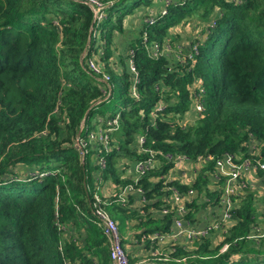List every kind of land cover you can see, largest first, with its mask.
I'll return each mask as SVG.
<instances>
[{
	"label": "trees",
	"instance_id": "trees-1",
	"mask_svg": "<svg viewBox=\"0 0 264 264\" xmlns=\"http://www.w3.org/2000/svg\"><path fill=\"white\" fill-rule=\"evenodd\" d=\"M103 1L107 14L99 29L105 40L106 72L110 83L120 81L126 92L115 132L120 152L107 155L103 179L111 177L116 184L128 181L120 178L116 164L122 157H139L138 133L152 149L193 160L245 152L252 135L262 143L264 158V0H174L166 15L141 26L139 35L144 29L150 44L161 43L170 27L184 20L196 17L208 22L212 16L215 20L197 42L192 66L190 59L178 63L164 55L150 57L139 36L129 41L140 74L138 100L127 92L126 62L118 54L121 70H115L111 58L116 55L115 33L123 32L124 18L142 0H132L127 7L126 0ZM214 7L217 13L211 15ZM93 29L92 12L80 1L0 0V264H108L105 238L90 208L93 171L99 169L87 162L91 154L82 158L75 145L76 137L86 136L94 119L103 115L101 108L113 93L112 88L109 99L99 102L101 82L86 66L93 51ZM173 38L178 41L179 36ZM198 79L202 91L192 86ZM195 92L203 110L193 125H175L173 119L182 118L193 106ZM160 100L165 104L162 117L152 124L149 114ZM19 163L35 168L34 175L19 179L12 169ZM171 166L168 162L160 173L139 179L147 199H157L163 186L161 181L152 184L148 177L164 174ZM205 184L200 177L191 187L202 191ZM169 186L188 190L177 181ZM255 203L249 194L234 211L239 223L230 231L226 252L219 254L218 247L211 248L204 240L192 251L176 246L170 260L153 264H264V245L256 248L249 240L234 241L254 222ZM159 205L158 200L153 203ZM258 205H264V197ZM115 208L121 221L135 215ZM136 217L145 227L139 235L168 232L172 221L170 216L146 221ZM70 223L86 225L85 244L64 239L60 226Z\"/></svg>",
	"mask_w": 264,
	"mask_h": 264
},
{
	"label": "built area",
	"instance_id": "built-area-1",
	"mask_svg": "<svg viewBox=\"0 0 264 264\" xmlns=\"http://www.w3.org/2000/svg\"><path fill=\"white\" fill-rule=\"evenodd\" d=\"M87 5L92 12V20L94 23V29L92 31V38L94 40L92 54L86 59V66L89 71L97 76L98 81L101 82V101H107L112 93L113 85L110 83V75L106 72V63L103 60L105 52V40L101 36L99 29L100 23L106 18L107 3L103 0H76ZM174 0H163V5L160 9L154 10L149 8L145 10L142 18L141 25L143 27L152 25L160 17L167 14L168 7ZM183 1V0H182ZM238 2L240 0H234ZM217 13V11H216ZM189 21L186 22V24ZM196 24L194 28L193 36L190 37V41L187 42H173L171 38L166 37L159 43L153 41L148 43L147 33L143 29L142 34L138 35L142 38V42L150 57L159 58L164 55L172 58L175 62L183 63L186 59H190L193 65L194 57L198 52L197 42L206 37L207 28L215 24V20L212 18L207 22L196 21L190 22L187 27L191 28ZM201 25V27H198ZM199 28L203 31V37H201ZM201 37V38H200ZM187 48L188 51H183ZM129 51L126 54V65L128 73V95L134 100L140 98L139 83L140 74L136 67V64L132 58L134 50L129 47ZM116 70L115 67H112ZM196 89H201V80H196L193 84ZM193 97V110L196 113H200L203 110L202 104L198 100L197 92ZM165 107L163 101H158L153 110L150 111V118L152 124L158 117H162V111ZM140 115L144 113L140 111ZM169 116H174L170 113ZM177 117V115H176ZM121 112H115L113 115L105 113L97 116L93 121V128L88 130L86 136L76 137L75 145L79 149L82 158L86 154H91L94 164L97 165L98 173L101 174L102 170L107 167V155L113 151L120 152L119 144L115 137V132L120 127ZM173 123L180 126H185L182 122V118L173 119ZM245 152H223L218 157L212 155L200 156L193 160L185 154H171L161 153L151 147L145 145V136L143 134H137L135 138V151L139 155L136 159H129L126 157L119 158L117 160L116 167L124 174H128V181L125 184H115L114 188L117 189V202L121 207L128 206V196L131 194H137L140 197V201L146 204L149 199L145 196V190L138 186L140 178L148 176L150 173L157 171L161 172L162 167L170 162L172 166L164 174L152 175L148 179L152 184L162 182L161 195L154 201H159L160 205L157 208L158 213L163 217L170 216L173 223V227H169L168 232L153 231L151 234L146 235L148 240L158 244L162 239H168L171 242L181 235L185 236L184 246H178L187 251L194 250L198 244H201L204 240L209 239V246L218 247L219 254L226 252L231 242L227 241L230 234V228L239 223V218L234 214L235 210L240 205L236 206L235 202H242L249 194L252 197H264V158L261 156L262 143L250 135V139L245 143ZM178 170L180 175L177 176L175 172ZM101 177V176H100ZM123 177V176H122ZM180 177L182 179H180ZM206 180L205 187L202 191L197 188L191 187L198 178ZM122 179V178H121ZM211 179L215 188L213 190L207 187L211 184ZM177 181L179 185H185L188 187L186 192H181L174 186H169V182ZM211 195V197L208 196ZM253 197V198H254ZM205 202L215 201L218 210L221 214V219L213 218L205 221L203 226L199 229H191L192 219L188 216L192 213L195 204H200V201ZM111 201L107 202V198L102 197L99 192V184L93 190L91 212L95 217V224L101 229L103 235L106 237L109 245V256L113 264H135L132 263L125 251L121 236L119 233L118 222L110 216L105 209ZM108 203V204H107ZM191 215V214H190ZM139 216L142 217L140 214ZM146 218V217H145ZM233 223L230 227V224ZM64 229L63 226H60ZM213 236L212 241L209 235ZM245 239L252 242L259 243L264 239V205H258L256 210L255 220L250 223L248 232L237 237L234 241ZM155 244V243H153ZM62 243H60L59 249H61ZM174 244H171L168 252H162L158 246L152 248L150 255L158 260H170L169 254L173 252ZM184 260V259H175Z\"/></svg>",
	"mask_w": 264,
	"mask_h": 264
},
{
	"label": "crops",
	"instance_id": "crops-1",
	"mask_svg": "<svg viewBox=\"0 0 264 264\" xmlns=\"http://www.w3.org/2000/svg\"><path fill=\"white\" fill-rule=\"evenodd\" d=\"M148 5L149 4H147V6H145V7L146 8L150 7L154 10H158L163 5V0H151L150 5L149 6ZM146 8H144V10L138 9L139 13H142L143 11H145ZM133 14L135 16H138L137 10ZM141 18H142V15H140V18L138 19L136 27H133L131 18H124L123 32L115 33V35H114L115 37H114V44L113 45L115 46L116 50H117V45L123 46V47L128 46L129 41H131V39H129V38H130V35H133V34L131 32L127 33L126 31H124V29H127V28L136 29L137 33L139 35V31H140L141 26H142L141 25ZM180 26H181L180 23L178 25H175V27H173V31L171 32L169 29V32H171L173 34L175 32H177L179 37L181 36L182 38H184V36L182 35L183 30H186V29L188 30L191 28L187 27L185 29H182ZM192 34H193V32H191V34H189V35L192 36ZM138 35H135L134 37H131V38L134 39ZM181 37H180V39H181ZM197 115H198V113H196L193 110V108L191 107L190 110L186 111L182 115L183 124L189 125V126L193 125L197 119ZM118 172H119V176H120V178H122V180H129L128 179L129 176H127L128 175L127 173L124 174L120 170ZM175 174H177V176L180 175L178 170L175 172ZM93 176H94L93 186L95 185V187H96V185L99 184V192L102 195V197H104V198L106 197L107 202L111 201L109 204L107 203L108 205L106 206L105 209L107 210V212L110 214V216L112 218L117 220L118 228L123 224L125 225L126 231L124 234H122L120 236H121L122 245H123L125 251L127 252L128 257L132 263H135V264H153V262L157 261L158 259L152 257L150 255V253H151L152 248H154L156 246H158L159 249L164 253L169 251L171 244H174L175 246H181V247L184 246V243H185L184 242V240H185L184 235H181L180 237L177 236V238L175 240H173L172 242L170 240H168L167 238L162 239V241H159L158 244L156 242H153L155 244L151 243L152 241L150 242L148 240V238L146 237V235L151 234L152 232H148L146 234L139 235V233L142 232L145 229V227L138 225L139 223H138V220L136 219L137 218L136 215L139 216L141 214L142 218L145 221L149 218H152L153 220L162 219V216L157 211L158 207L153 206V203L155 202L154 199L149 200L147 202L148 206L146 208L145 204H143L140 201V197L137 194L129 195L128 196V206L122 207V208L126 209L127 213L129 212L128 214L135 213V215H128V217H125L124 220L121 221L122 219H119V216L117 213L118 208H115V207H119L120 205L117 206L118 205L117 202L114 203L115 200L117 199V196H115V194H117V189L114 188L115 182L113 181V179L111 177L103 179L101 174L98 173L97 170L93 171ZM180 179H182V178L180 177ZM207 188L210 190H213L215 188L212 179H211V184ZM208 196L211 197L210 194H208ZM255 201H256V203L254 206H255V215H256V210L258 208V204H261V203L263 204V197H254L253 203ZM241 203L236 201L235 205L238 206V205H241ZM83 215L86 219L88 218V216H86L85 214H83ZM213 218H216L218 220L221 219V214L218 210L217 204L215 203V201L205 202L204 200H201L200 204H195V207L193 208V211L191 213V219H192L191 229H199L203 226L205 221L211 220ZM232 225H234V224L231 223L230 227ZM171 226L173 227V223L171 224ZM235 226L236 225L232 226L229 231H232ZM87 236H88V233L86 231V225L81 224L79 226H76L72 223H70L66 227L64 225V229H63L64 239L65 238L66 239L71 238L76 243L83 245V244H85ZM103 237L105 238L104 239L105 244H103V245L109 251L108 241H107L105 236H103ZM209 237H210V240L212 241L213 236H211V234H210ZM206 241L209 242V239H206ZM252 243L256 248H260L264 245V239H262L259 243H256V242H252ZM94 260H95V262L97 261L95 258H94ZM108 264H113L110 260V256H109Z\"/></svg>",
	"mask_w": 264,
	"mask_h": 264
},
{
	"label": "rangeland",
	"instance_id": "rangeland-1",
	"mask_svg": "<svg viewBox=\"0 0 264 264\" xmlns=\"http://www.w3.org/2000/svg\"><path fill=\"white\" fill-rule=\"evenodd\" d=\"M131 2H132V0H126L125 7L129 6ZM147 4L150 5V2L148 3L146 0H142L138 4V7L136 9H134L127 17H125V18H131L133 27H136L137 22H138V19L140 18V15H143V13H144V11L142 13H139L138 9L139 10H141V9L144 10V8H146L145 6H147ZM149 8L150 7L146 8V10H148ZM136 10H137L138 16H135L133 14ZM217 10H218V7H214V10H213V12H212L211 15H213V13L216 12ZM187 21H189V22L186 24ZM196 21H200V20L198 18H196V17H193L192 19H188L186 21L184 20L183 22L180 23L181 24L180 27L182 29H185V28H187L188 25H190V22H196ZM200 22H202V21H200ZM173 27H175V25L172 26V27H170V31L171 32L173 31ZM195 27H196V24L192 25L191 26V29L183 30L182 35L184 36V38H182L180 36L181 39H180V37L177 38L178 39V42H187L188 43L190 41V37H191L189 34H191V32L194 30ZM198 27H201V25H198ZM196 29L199 31L201 37H203V34H202L203 31H200L199 28H196ZM124 31H126L127 33L131 32L133 34V35H130V38L129 39H131V40H132L131 37H134L135 35H138L137 30L136 29H133V28H127V29H124ZM171 32H169L170 33L169 38H171L172 40H175L173 42H177L176 39L173 38L174 36L178 37L177 32H175L174 34L171 33ZM192 36H193V34H192ZM129 47L130 46H124L123 47V46H118L117 45L116 55H114L113 58H111V62H113L112 65L115 66V68L117 70H119V71L121 70V68L119 67L120 66V63L118 61V56H119L118 54H120L121 55V58H123V60L126 61V54L129 51V49H128ZM216 80H217V91H218V94H220L221 87H220V77H219V74L218 73L216 74ZM125 97H126V92L124 91L122 85L120 84V81H115L113 83L112 98L110 99V101L108 103H105L102 106V108H101V110L103 111L102 113L104 114V113H108V112L109 113L110 112L111 113L118 112L120 109H122L124 107L123 106V102H124V98ZM89 157H90V159L88 158L87 159V162L88 163H92L91 162L92 156L89 155ZM12 169H13L14 172H16L17 176H19V179H24V178H27L29 176H33L34 173H35L34 170H36L35 168L34 169H31L30 166H28L26 164H22V163L16 164ZM125 231H126L125 230V225L123 224V225H121L119 227V233H120V235L124 234Z\"/></svg>",
	"mask_w": 264,
	"mask_h": 264
},
{
	"label": "water",
	"instance_id": "water-1",
	"mask_svg": "<svg viewBox=\"0 0 264 264\" xmlns=\"http://www.w3.org/2000/svg\"><path fill=\"white\" fill-rule=\"evenodd\" d=\"M77 135H79V132H78V134ZM84 165V164H83Z\"/></svg>",
	"mask_w": 264,
	"mask_h": 264
}]
</instances>
